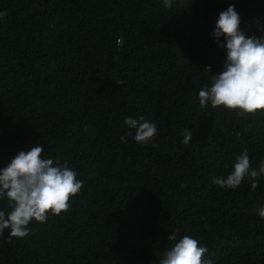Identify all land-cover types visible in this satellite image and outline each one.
Instances as JSON below:
<instances>
[{"label": "trees", "instance_id": "trees-1", "mask_svg": "<svg viewBox=\"0 0 264 264\" xmlns=\"http://www.w3.org/2000/svg\"><path fill=\"white\" fill-rule=\"evenodd\" d=\"M229 4L246 35L264 34V0H0V168L39 144L84 182L25 238L8 244L6 228L0 264H158L172 232L214 264H264V174L255 190L212 182L244 149L258 169L264 112L198 100L226 58L211 33ZM128 116L156 124L151 143Z\"/></svg>", "mask_w": 264, "mask_h": 264}, {"label": "clouds", "instance_id": "clouds-1", "mask_svg": "<svg viewBox=\"0 0 264 264\" xmlns=\"http://www.w3.org/2000/svg\"><path fill=\"white\" fill-rule=\"evenodd\" d=\"M162 6L171 8L172 0H162ZM5 15L0 12V18ZM240 23L235 4H229L219 13L211 35L218 46L226 49V58L215 73L211 66L207 67L213 73L211 83L199 89L198 100L201 107L223 106L230 112L235 111L238 117H244L264 112V34L246 35ZM258 30L264 31V26H259ZM124 122L129 129H135L134 140L140 144L151 143L158 133L156 124L143 117L128 116ZM182 132L181 142L190 143L193 133L187 128ZM43 151L42 145H31L0 168V201H6L8 209L0 210V237L6 228L10 229L6 238L10 245L13 239H23L30 234L29 225L33 221L44 223L49 215L59 216L69 211L70 197H75L83 188L84 182L77 179V173L67 162L61 165L43 158ZM262 174L264 160L260 161L258 169L253 168L248 150L244 149L236 156L233 170L226 177H213L212 182L222 188L235 189L247 178L255 190L257 178ZM258 215L264 218V206L258 209ZM167 240L174 243L163 252L158 264H214L205 255L208 247L199 246L197 239L187 235L178 239L176 232H172Z\"/></svg>", "mask_w": 264, "mask_h": 264}]
</instances>
